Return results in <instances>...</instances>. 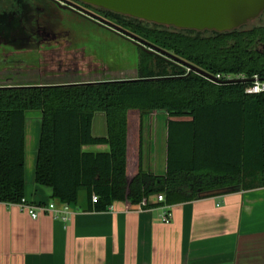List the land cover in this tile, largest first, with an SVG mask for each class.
<instances>
[{
	"label": "trees",
	"instance_id": "1",
	"mask_svg": "<svg viewBox=\"0 0 264 264\" xmlns=\"http://www.w3.org/2000/svg\"><path fill=\"white\" fill-rule=\"evenodd\" d=\"M100 10L214 79H243L210 80L167 56L138 50L133 79L0 88V203L25 199L29 112L41 119L34 184L62 205L78 207L84 195L93 205L87 211L105 212L116 202L152 209L264 189V92L245 93L255 76L264 82V21L200 32ZM96 114L104 117V137L93 135ZM153 115L167 118L162 175L143 167V118ZM96 145L108 150H84Z\"/></svg>",
	"mask_w": 264,
	"mask_h": 264
},
{
	"label": "crops",
	"instance_id": "2",
	"mask_svg": "<svg viewBox=\"0 0 264 264\" xmlns=\"http://www.w3.org/2000/svg\"><path fill=\"white\" fill-rule=\"evenodd\" d=\"M98 117L93 135L104 137V117ZM166 121L165 115L143 118V167L152 174L165 172ZM40 129L39 113L26 117L25 201L54 204L56 211L34 220L20 205L0 203V264H263L264 189L143 210L116 202L105 212L87 211L93 205L84 195L78 207L64 206L34 184Z\"/></svg>",
	"mask_w": 264,
	"mask_h": 264
},
{
	"label": "flooded vegetation",
	"instance_id": "3",
	"mask_svg": "<svg viewBox=\"0 0 264 264\" xmlns=\"http://www.w3.org/2000/svg\"><path fill=\"white\" fill-rule=\"evenodd\" d=\"M72 6H76L77 8H74ZM62 12L71 13L90 22L95 27L128 42L137 50H141L148 54L166 56L162 55L159 52H148L147 50H150V47L143 46L142 44H137V42L132 38L122 36L112 30L107 29L105 27L106 24L103 22L111 23L116 27H119L134 35L135 37L145 41L146 43L153 45L147 40L136 35L135 33H132L129 30L121 27L116 19L108 16L99 8L91 7L77 0H0V47L3 44L12 42L17 48H24L25 50L35 49L37 50V52H39L40 66L42 65L43 54L46 56L45 52H52L50 57L52 59L54 58V61L60 63L66 62L64 69L62 67V64L59 65L54 76L47 75L44 77V68L41 66L39 73H34L31 75H34L35 77L39 76L40 79L41 77L44 78V82L40 81L39 83H36L30 81L29 83L25 84H42L44 86H51L50 84L53 83H60L56 85H72L114 82L103 80L97 77L99 68L93 70H90L89 68L87 72H80L78 65L81 61L85 60V51L82 52L80 56L78 55L79 53L73 52L74 49H71L73 47V44L71 41H68L66 39V32L60 31L57 27V24L62 23V21L65 19ZM86 12L93 14L103 22L99 21L98 19L89 18L88 16H86ZM3 17H7V19L5 20L3 19ZM18 52L20 51L1 52L0 84L11 83V76L13 77L16 74L22 73L23 70L21 68L26 61H21L22 59L9 61L10 56L12 54H18ZM70 52H73L71 56L73 60L68 61L66 59H68ZM61 56L63 57L61 58ZM92 56L94 57V55ZM92 56H88L87 58L92 59ZM64 57H66V59ZM97 62L99 61L97 60ZM97 62L96 64L101 65V63ZM69 66H72V68ZM8 73H10L11 75L10 78L8 76ZM87 74H90L92 76L91 79H84Z\"/></svg>",
	"mask_w": 264,
	"mask_h": 264
},
{
	"label": "water",
	"instance_id": "4",
	"mask_svg": "<svg viewBox=\"0 0 264 264\" xmlns=\"http://www.w3.org/2000/svg\"><path fill=\"white\" fill-rule=\"evenodd\" d=\"M83 4L100 8L115 14L181 30L230 32L256 20L264 11V0H77ZM59 4V3H58ZM77 8L76 6H72ZM91 19L97 18L85 13ZM9 18V17H8ZM7 19V17H3ZM11 19V18H10ZM106 28L122 36L132 38L137 44L150 47L148 52L162 55L180 62L188 71L210 80L209 74L181 61L153 45L135 37L115 25L103 22ZM145 49V48H144ZM92 84V83H89ZM11 87V86H5ZM3 88V87H0Z\"/></svg>",
	"mask_w": 264,
	"mask_h": 264
},
{
	"label": "rangeland",
	"instance_id": "5",
	"mask_svg": "<svg viewBox=\"0 0 264 264\" xmlns=\"http://www.w3.org/2000/svg\"><path fill=\"white\" fill-rule=\"evenodd\" d=\"M65 19L62 23L57 24V27L60 31L66 32V39L72 42L73 52L79 53L78 55L85 53L84 61H81L78 65L80 72H87L90 70L99 68L97 72V77L103 80L109 81H121L125 79H133L137 77V63H138V50L134 48L128 42L109 34L94 25L90 22L79 18L76 15H73L68 12H62ZM264 21V13L259 16L256 20L250 22L246 25V28H251L253 26L260 25ZM23 46V45H22ZM17 49L18 54H12L9 61L11 60H20L26 61L22 66V73L16 74L13 77L8 73L11 83H20L25 84L31 82L39 83L40 81L44 82V78L41 79L35 77L34 73H39L41 66L43 69V76H54L56 74L57 68L62 64L63 69L65 68L66 62H57L50 57L51 53H46V56H42V65H39V52L37 50H25L24 48H17L14 43H6L0 47L1 52H11ZM70 52L68 59L73 60L72 54ZM92 53V54H91ZM94 55V57L92 56ZM92 56L91 58H87ZM63 56H61L62 58ZM99 62H97V60ZM79 62V61H78ZM94 62V63H92ZM101 63V65L96 64ZM72 68V66H69ZM29 74V75H28ZM91 75L87 74L84 79H91ZM38 112H29L27 116L37 115ZM102 114H96L95 120H97Z\"/></svg>",
	"mask_w": 264,
	"mask_h": 264
},
{
	"label": "built area",
	"instance_id": "6",
	"mask_svg": "<svg viewBox=\"0 0 264 264\" xmlns=\"http://www.w3.org/2000/svg\"><path fill=\"white\" fill-rule=\"evenodd\" d=\"M235 79H243V77H232L230 75L221 77V76H216L214 80H225V81H232ZM264 92V82H261L258 80V78L255 76L253 78V84L249 88L245 90L246 94H260ZM97 197L93 196L92 197V202L96 203ZM164 201V198L162 195L157 196L156 202L157 203H162ZM18 205H20L23 209L27 211V213L30 215V217L34 220H36L40 215L48 212H54L56 211L55 205L54 204H48L46 206H33L28 204L25 199H23ZM67 206V205H64ZM146 207V203L142 202L138 210H143ZM67 210V207H64V211ZM64 220V218H63ZM162 221L165 224H168L170 222V215L168 212H165L162 217Z\"/></svg>",
	"mask_w": 264,
	"mask_h": 264
}]
</instances>
